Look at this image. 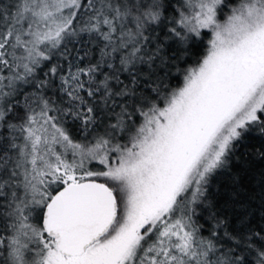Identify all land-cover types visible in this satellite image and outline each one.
Listing matches in <instances>:
<instances>
[{"label": "snow or ice", "instance_id": "1", "mask_svg": "<svg viewBox=\"0 0 264 264\" xmlns=\"http://www.w3.org/2000/svg\"><path fill=\"white\" fill-rule=\"evenodd\" d=\"M0 264H264V0H0Z\"/></svg>", "mask_w": 264, "mask_h": 264}]
</instances>
